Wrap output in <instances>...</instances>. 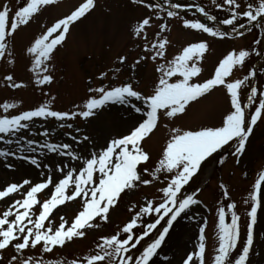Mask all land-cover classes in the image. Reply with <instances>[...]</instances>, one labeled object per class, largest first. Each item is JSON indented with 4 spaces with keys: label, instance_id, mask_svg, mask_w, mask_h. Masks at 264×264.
<instances>
[{
    "label": "rangeland",
    "instance_id": "obj_1",
    "mask_svg": "<svg viewBox=\"0 0 264 264\" xmlns=\"http://www.w3.org/2000/svg\"><path fill=\"white\" fill-rule=\"evenodd\" d=\"M81 0H58V3L45 7L27 26H22L7 41L11 57L0 59V105L4 103L15 104V108H10L7 112L0 107V116L18 115L22 111L33 110L41 105H47L50 110L55 111H80L85 100L91 93L89 87L119 86L122 82L132 83L143 93H150L153 85L157 82L158 73L155 71L159 63L173 58L188 43L206 41L209 48L204 55L199 66L202 73L197 82L210 78L220 59L232 50H248L250 56L243 66L233 70L232 79H243L249 72L256 68V78L250 77L249 82L242 86L241 100L246 103V94L250 92L252 86L257 87L258 93L255 106H258L260 93H264V57L258 61L260 55L264 53V21L255 26L250 32L236 38L212 37L207 33L184 27L185 19L200 20L210 27L216 28L207 20L188 12L168 17L167 10L162 8L153 0H146L159 5L156 10L150 11L144 5L133 3V0H95V7L79 21L70 26V31L65 42L55 50L54 56L47 61L48 72H40L39 76L50 74L53 80L50 83L37 84V73L31 70L32 57L26 53V47L39 35L47 26H50L56 19L62 18L71 11ZM169 5L179 3L181 7L193 5L203 7L209 15L221 21L228 18L230 12L227 6L218 8L216 4H222L223 0H161ZM242 4V9H246L249 0H238ZM258 3V0H256ZM9 5L11 10L23 5V0H0V8ZM255 6V5H254ZM145 16H151V25L145 30V34L137 37L133 34V29L137 22ZM167 24V29L160 33L158 25ZM247 18L240 17L235 27L239 30V24H247ZM232 31L233 26L226 25ZM146 37V38H145ZM159 38H166L168 44L165 49V57L157 58L155 61L151 57V45ZM256 41H261L257 44ZM147 44L149 51L146 52L144 45ZM124 55L127 61L120 64L118 56ZM141 56L146 59L141 61L135 68L132 65ZM7 59H12L13 63L8 64ZM120 71L117 72L116 69ZM105 73V77H101ZM13 75L15 82L22 83L19 88L9 86L4 77ZM131 103L140 106V102L132 99ZM121 109H113V107ZM126 112L125 110L128 111ZM230 110V99L223 87H217L209 94L196 102L191 103L184 114H179L174 118H167L161 115L158 127L142 142L144 149L150 153V161L140 165V170L144 168L153 170L160 158L163 148L170 136L173 127L183 129H195L200 126H219L223 116ZM134 110L130 104L121 105L119 103L107 104L96 114L89 118L75 117L73 119L59 120L54 117H35L27 123L28 128L21 129L15 135L0 134L4 140H0V151L11 152L14 155L0 156V187L8 183L22 182L29 179L33 183L41 182L47 177L50 170H54L56 175L52 177L53 182L62 178L56 166L72 169L77 168L83 159L87 158L93 150L105 144L107 139L126 134L128 128L136 121L132 120L129 126L121 127L116 120L127 118ZM254 108L246 109L250 114ZM142 115V113H137ZM71 124L69 128L67 125ZM87 136L88 140H84ZM75 137V140L73 139ZM11 139L13 143L6 141ZM28 141H32L31 145ZM50 144H70L71 150L75 152L80 160H72L67 155L60 152H52L43 145ZM234 145L226 146L222 150L225 160L220 163L219 173L216 171V154L209 158L201 166V169L192 178L189 184L182 190V197L195 193L197 204L191 205L173 222L165 236L164 241L157 249L156 255L150 264H182L186 254L196 249L199 240V228L205 227L206 255L205 264H213L216 249L218 248V213L219 207L228 209L226 221L230 222L231 211L228 204L234 203V211L240 217V237L238 247L233 252V259L239 254L247 238V226L250 222L247 215L251 207L250 193L254 191L255 181L261 171H264V118L257 122L250 135L246 150L239 157L233 155ZM34 149V150H33ZM82 152V155L81 153ZM30 157L37 159L39 167L33 165ZM238 160V162H237ZM33 165L34 171L30 174L21 167L22 162ZM69 161H77L65 166ZM144 178L151 179V176L144 174ZM170 174L162 172L158 179H154L148 186L140 185L133 191H125L121 194L118 203L110 209L109 221L107 223L97 220L100 226L88 229L84 238H76L72 242L66 243L64 247H56L52 253H42L41 248L26 250L24 255H32L42 258L45 264L49 261L52 264H69L72 259H80L90 253H94L96 243L104 235L114 234L118 229L135 215L139 207L144 206L147 200H152L154 204L161 202L162 193L160 188L166 186ZM227 188L228 195H224V188ZM27 187V186H25ZM264 192V182L261 185ZM24 189L21 190V193ZM50 189L44 190L39 195L41 200L47 198ZM21 198V194H14L4 201H0V214L6 210L14 199ZM245 201H248L247 203ZM262 206L257 212V221L254 225V242L250 251L248 264H264V199ZM79 199L74 202H67L65 205L55 209L50 217L55 225L60 223V217L70 225L77 212L81 209ZM135 206V207H133ZM130 209H132L130 211ZM39 209H36L38 213ZM157 214L144 215L138 221L134 232L141 235L148 224L154 223ZM165 217L156 229L150 230L149 235L144 237L136 249L131 254L138 256L148 243H151L157 232L158 236L163 228L168 227ZM46 223H48L46 221ZM123 238V234H121ZM157 236V237H158ZM150 237H154L150 240ZM156 237V238H157ZM10 247L0 253L3 259L0 264H7L13 255ZM198 264V262H197Z\"/></svg>",
    "mask_w": 264,
    "mask_h": 264
},
{
    "label": "snow or ice",
    "instance_id": "obj_2",
    "mask_svg": "<svg viewBox=\"0 0 264 264\" xmlns=\"http://www.w3.org/2000/svg\"><path fill=\"white\" fill-rule=\"evenodd\" d=\"M212 2L216 4V0ZM57 3L58 0H23V5L18 6L14 11L9 5H3L0 8V59L12 56L7 41L20 27L27 26L45 7ZM133 3L142 4L150 11L160 7L146 0H133ZM216 6L218 8L227 6L230 15L222 21V24L233 26L232 32L240 36L244 33L239 31L235 24L241 16L247 18L250 24L256 22L258 18L264 19V0H258V3L256 0H249L245 10H241L242 4L238 0H223L222 4H216ZM94 7L95 0H83L68 14L47 26L26 47V53L32 57L31 70L37 73V84L50 83L53 80L52 75L44 74L41 77L39 73L48 72L46 62L52 59L57 46L65 42L70 26ZM170 8L179 9L181 5L172 4ZM199 12L209 20L216 19L214 16H209L203 7L199 8ZM177 15V11H167L168 17ZM151 22V16L142 17L135 25L133 34L137 37L144 35ZM183 24L185 28L198 30L212 37L223 38L229 35L228 31L210 27L198 19H185ZM245 27V24H239L240 29ZM158 28L157 37L167 29V24L160 23ZM256 43L260 44L261 41ZM167 44L166 38L157 39L151 45L150 58L154 61L158 57L163 59ZM144 48L146 52L149 51L147 44ZM208 48L209 44L206 41L188 43L173 58L159 63L155 68L159 74L158 79L150 93H143L130 82H122L119 86L109 85L107 88L102 85L96 88L89 87L88 92L91 95L78 112L55 111L50 110L47 105H41L33 110L22 111L18 115L0 116V134L15 135L21 129L28 128V124L22 122L31 121L35 117H54L59 120L73 119L77 116L89 118L110 103L130 104L135 113H142L141 117L128 128L126 134L107 139L104 145L91 151L79 167L66 170L57 165L56 169L62 178L56 182H53L52 177L49 176L37 183L24 179L22 182L8 183L0 187V201L14 194H21V198L12 200L6 210L0 214V253L10 247L14 253L7 264H45L42 258L24 255L25 251L40 247L42 253H52L56 247H64L66 243L76 238H84L88 229L100 226L96 223L97 220L105 223L109 221L110 209L116 206L122 193L133 191L140 185L148 186L154 179L159 178L160 173L165 172L170 174V178L166 186L159 189L162 193L161 202L154 204L152 200H147L122 228L114 234L101 236L96 243L97 250L94 253L69 262V264H150L173 222L191 205L198 203L195 193L182 197L185 185L189 184L204 162L226 146L234 145L232 154L237 157L244 153L254 126L264 118V93H260L258 106H255L257 87L252 86L250 93L246 94L247 103L241 100L242 86L249 82L250 77L255 76V71L249 72L243 79H232L233 70L245 64L250 52L244 49L229 51L219 60L210 78L197 82L202 73L199 64ZM260 54L262 53H257V55ZM145 59V56H141L132 67L135 68ZM118 61L124 64L127 57L119 55ZM7 63L12 64L13 60L7 59ZM116 71L119 72L120 69L117 68ZM105 76V73H101V77ZM4 79L12 88L23 86L22 83L15 82L11 74L6 75ZM217 87H223L230 99V110L223 116L221 124L200 126L195 129L171 128L170 136L156 166L151 171L144 168L142 172L140 165L148 163L151 159L150 153L144 149L142 142L158 127L161 115L174 118L184 114L191 103L198 101ZM133 98L140 102V106L131 103ZM0 107L7 112L16 105L4 103ZM248 108H254V111L248 114L246 113ZM67 126L72 127L71 124ZM73 139L75 140V137ZM0 140H4L3 135H0ZM84 140H88V137L85 136ZM6 142L13 143L11 139ZM32 143L28 141L29 145ZM43 147L49 151L67 155L72 160H80V157L71 150L70 144L46 143ZM8 155H14V153L0 151V156ZM24 158L30 159L33 165L40 166L37 159ZM223 162V160L220 161V163ZM144 174L151 176V179L144 178ZM262 182H264V171L259 173L253 186L254 191L250 193L251 207L247 213L250 220L247 226V238L234 259L233 252L238 247L240 237V217L234 211L236 205L234 203L227 205L233 210L230 222L226 221L225 208L217 209L218 248L213 264H248L254 242L253 229L257 221V212L264 199ZM221 187L224 188V195L227 196V188L224 185ZM22 189L24 191L21 193ZM46 189H50L47 198L41 200L39 195ZM77 199L81 201L82 206L70 225L63 216L60 217L58 225L51 222L50 217L55 209ZM152 213L157 214V219L154 223L148 224L143 233L137 236L134 229L138 221L144 215ZM165 217H169L166 221L168 227L163 228L157 238L143 247L138 256H133L132 250L136 249L144 237L149 235L150 230L156 229ZM205 240V227L202 226L199 228L196 249L186 254L182 264H197V262L205 264ZM2 259L3 256L0 255V260ZM48 264L52 262L49 261Z\"/></svg>",
    "mask_w": 264,
    "mask_h": 264
},
{
    "label": "bare ground",
    "instance_id": "obj_3",
    "mask_svg": "<svg viewBox=\"0 0 264 264\" xmlns=\"http://www.w3.org/2000/svg\"><path fill=\"white\" fill-rule=\"evenodd\" d=\"M175 10H177V11H181V8H179V9H175ZM111 104H112V103H110V105H111ZM112 107H113V106H112ZM113 109L118 110L119 112L121 111V109H118L117 107H115V108L113 107ZM125 111L129 113V109H128V111H127V110H125ZM130 112H132V111H130ZM139 118H140V115H137V113L132 112L131 114H129V116H128L127 118H125V119H123V118H122V119L119 118V119L116 120V122L118 121L121 127H127V126L130 125V123L132 122L133 119H134V120H138ZM89 149H90V150H95V148H93V147H92V148H89ZM80 153H81V155H82V152H80ZM76 162H77V161H72V162L67 161V162L65 163V166L68 165V164H70V163H76ZM69 166H71V164H70ZM21 167H22L23 169H26L27 172L30 173V174L33 173L32 171L35 172V170H34V169H35L34 166L25 163V161L22 162ZM48 174H51V176L54 177V176L56 175V172L52 169V170H50V171L48 172ZM1 180H2V179H0V182H1ZM7 202H8V204H9V199H7Z\"/></svg>",
    "mask_w": 264,
    "mask_h": 264
},
{
    "label": "water",
    "instance_id": "obj_4",
    "mask_svg": "<svg viewBox=\"0 0 264 264\" xmlns=\"http://www.w3.org/2000/svg\"><path fill=\"white\" fill-rule=\"evenodd\" d=\"M162 6L164 7V8H166V9H168V10H172V9H170L167 5H165V4H162ZM187 10V9H186ZM260 20H262V19H259L258 18V20L256 21V22H252L251 24H249L247 27H245V28H243L241 31L244 33V32H246V31H248L253 25H255V24H257ZM216 25H219V24H221V25H223L222 24V22H220V21H218V20H214L213 21ZM223 27H224V25H223ZM224 30H226L225 28H224ZM227 31V30H226ZM229 32V31H228ZM228 36H230V37H234V36H238V34L237 33H235V34H232V33H230L229 32V35Z\"/></svg>",
    "mask_w": 264,
    "mask_h": 264
},
{
    "label": "trees",
    "instance_id": "obj_5",
    "mask_svg": "<svg viewBox=\"0 0 264 264\" xmlns=\"http://www.w3.org/2000/svg\"><path fill=\"white\" fill-rule=\"evenodd\" d=\"M220 159H221V157H219V159H218V160H219V162H220Z\"/></svg>",
    "mask_w": 264,
    "mask_h": 264
}]
</instances>
